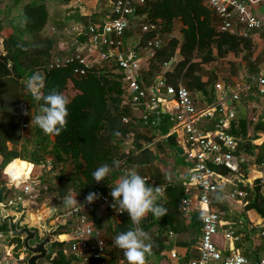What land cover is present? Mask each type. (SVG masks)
Instances as JSON below:
<instances>
[{
  "label": "trees",
  "instance_id": "obj_1",
  "mask_svg": "<svg viewBox=\"0 0 264 264\" xmlns=\"http://www.w3.org/2000/svg\"><path fill=\"white\" fill-rule=\"evenodd\" d=\"M60 1L66 7L61 9L62 16L58 18L51 16L46 0H9L8 3L0 0V187L10 185L12 166L16 162L20 164L21 160L20 166L24 169L22 170L25 171L26 177L31 175L35 167H40L42 173L39 174H43V178H39L41 189L44 186L45 174L55 173L57 184L43 190L64 199L69 189H72L79 193L82 202L88 207L94 204L86 202L88 193L110 194L111 187L115 186L122 175L131 169H135L140 175L145 174L152 170L156 158L151 150L143 147L141 139L144 135L139 133H136L128 155L125 158H117V152L128 146L125 139L137 131L135 117L127 108H122L126 91L123 75L111 72L108 62H103L102 67L99 64L93 66L86 76L75 73L78 69L76 62L68 66H57L53 63L55 57L70 58L74 51L73 48L68 52L55 50L53 36L45 34L51 22L54 23L51 28L55 35L63 34L64 38L68 35L84 42L89 38L87 28L96 26L99 21L98 13L88 15L80 12L78 16L69 13L68 10L72 8L69 5L74 0ZM115 1L110 0L112 4ZM17 8H20L18 14ZM138 12L137 16L146 13L153 20L161 19L163 24L157 22L161 34L169 32L174 21H182L186 27L181 50L185 57L180 65L182 69L190 63L191 56L197 49L200 55L204 51L212 54L214 46L219 51L218 55L223 57L230 51L237 52L241 45L245 48L251 47L248 40L216 32V20L206 0H149ZM109 15L111 14L107 12L105 16L109 19ZM8 28L12 32L8 37H4L3 33ZM177 45L176 41L171 43L173 49ZM171 55L163 53L162 57ZM190 68V71L194 72L197 66ZM34 72L45 76V94L56 88L70 101L67 106V127L58 136L46 134L38 126L30 125L31 115L39 114L43 103L34 100L25 87V80ZM180 74L177 72V77H180ZM69 91L74 92V95L68 96ZM25 112L29 114L26 115ZM125 116L131 117L129 124L123 122ZM255 131L264 133V120L258 122ZM169 143L176 144L174 138H170ZM261 149L258 163L264 162V145ZM123 158L122 164L114 165V161L120 163L119 160ZM103 164L118 169L106 177L105 181L96 183L92 173ZM9 191L5 193L6 199L9 197ZM218 206L221 209L214 206L215 212L224 211V205ZM250 207L264 217V198L261 195H257ZM39 213L48 215V207ZM93 213L96 217L94 210ZM28 214L32 221L30 212ZM120 216L121 224L116 228L111 227L117 223L115 218L111 217L110 227L106 228L113 238L120 232L134 227L127 212H122ZM98 224L103 227L100 220ZM73 227V220L59 227L58 235L61 241L53 246L51 251V256L57 253L52 260L54 264H72V259L64 255L62 248L70 239L69 232ZM6 230V227L0 226V232ZM11 242L16 243L18 249L24 250L21 238H12ZM117 251L123 252L119 248ZM24 264H27V259Z\"/></svg>",
  "mask_w": 264,
  "mask_h": 264
},
{
  "label": "crops",
  "instance_id": "obj_2",
  "mask_svg": "<svg viewBox=\"0 0 264 264\" xmlns=\"http://www.w3.org/2000/svg\"><path fill=\"white\" fill-rule=\"evenodd\" d=\"M253 11L263 22V27L260 30L248 31V37L242 35L243 27L240 25H236L231 32L221 33L219 31L221 20L212 11L216 20V32L221 35L227 34L231 37L248 40L251 43L250 48H245L244 45H241L237 52L230 51L223 57L218 55L219 51L214 46L212 54L204 51L200 55L197 49L191 56L190 63L184 66L183 69L180 65L185 57L182 55L181 50L184 42L183 32L186 27L180 20L174 21L171 30L165 34H161V30L145 33L142 29V25L146 21L151 20L162 24L163 21L161 19L153 20L146 13L139 14V16L133 18L132 26H130V29L125 33L121 50L124 53H129L131 51L137 53L138 58L142 62V69L138 74V80L142 87L150 94L154 93V83L158 78L163 76L166 84L174 87L184 86L189 89L196 105L202 108L217 103L218 98L223 96L222 93L219 94L217 92V84H222L225 88L238 92L239 95H241L242 92H249L253 86L255 87V92L249 93L246 99L248 106L254 108L255 98L264 99V95L260 93L258 85V79L264 75V2L255 6ZM98 19L100 20L97 25H103L108 21L106 16L102 17L100 14ZM87 29L89 31V28ZM67 36L65 38L66 42H68ZM156 38L163 40V47L157 51L155 58H151L150 54L146 51V46L148 42ZM72 39L77 42V46L68 44L64 45L65 49L63 50L60 48L58 50L55 48V50L64 52L66 50V52H68L73 48L75 53L80 51V53L87 58L93 57L95 59H98L101 53H107L108 48L103 46L95 48L91 45L89 38L84 42L74 37ZM173 41L178 42L177 47L174 49L171 47ZM163 53L172 55L163 58ZM102 63L103 62H100V67H102ZM166 63L170 64V68L169 71L165 73L164 65ZM97 65L98 64L95 66ZM191 66H197L194 72L190 71ZM108 68L113 73L123 75V72H121L112 61L108 62ZM177 72L181 73L180 77H177ZM229 89L224 90L225 97H228L230 94ZM231 106L236 109L237 118L232 123L230 132L239 140V150L246 155L248 164L243 166L242 177L240 178L232 176L224 169L219 170L224 176L228 177V181L225 183L223 190L214 196L213 207L216 206L220 208L218 205L225 206L223 209L224 211L221 213L217 212L221 215L223 226L222 232L216 237V244L224 258L239 254L245 256L249 261L254 263L264 258V238L262 237L264 217L258 213L256 209L250 207L257 195H261L264 198V187L262 186L264 162H257L258 155L262 150L261 147L264 145V133L255 131V126L260 120H264V118L262 117V113L258 118H255L251 111L250 115L253 120L252 122H247L241 116V96L240 100L233 102ZM128 112L135 117L134 122L135 124L137 123V131H134V133L130 135L135 137L136 133L143 134L144 138L141 139L143 147L151 150L156 158L153 162L156 166H152V170H148L145 174H141V176L151 180V182H148L149 185H163L165 187V198L160 199L158 203H162L168 209L167 215L157 218L149 213L139 225V227L150 234L153 243V254L148 258L149 264H190L191 260L199 258L200 251L203 223L202 216L196 207V200L200 192L194 191L193 207L190 211L184 212L182 210V201L185 196V189L182 184L189 179L192 167L186 163L184 159L183 145L178 137L171 134L174 123L171 120L170 114H174L175 111L168 108L166 109L167 113H161L159 115L160 121L159 118L153 117V120L147 123L143 121L140 113H132L129 109ZM166 129L168 130L166 131ZM170 138H174L176 144L171 145L169 143ZM132 143L133 142H130L129 146H132ZM158 148L161 150L165 149L164 151L168 152L165 154L168 157L163 161V164L158 163L162 158ZM179 148H181L182 153L178 151ZM39 172L42 173V171ZM156 172H159V174H155ZM34 174L35 171L33 176ZM167 174L172 175L173 179L171 183L165 180ZM7 186V191L10 190V194L7 199H4V206L7 204L8 200L14 197L13 194L17 192L13 191L9 185ZM235 191H243L247 196L244 198L233 196L232 194ZM28 197L29 196H25L24 205L28 202ZM218 197L220 198L218 199ZM76 199L79 204H84L79 195ZM34 204L36 203L34 202ZM111 205L112 204H104L100 198L96 200L94 204L88 205V207L84 204V209L89 215L94 227L101 231L107 243L105 259L108 264H127L126 258L123 256L124 253L122 251H117L113 236L109 235L106 231V228L110 227L109 219L111 217H114L117 221V223L111 226L113 228H116L117 225L122 222L120 216L122 213L119 212V209L116 210L111 207ZM52 208L57 211L54 206ZM71 208L72 207H67L64 211L70 210ZM93 210L96 213V217L94 216ZM100 210H103V212H100ZM54 213L52 215H54ZM51 216L49 217L51 218ZM41 217L43 218V215ZM50 218L47 217L46 220L43 218L44 221L36 223L31 221V223L34 226L39 225L40 222H42V224L49 223L48 220ZM98 220L102 222L103 227L99 226ZM60 226L61 225L57 227ZM134 227H136V225H134ZM229 230L234 236L231 240L226 239L223 235L225 231ZM52 249L53 247L50 249L49 253L50 261L57 255L55 252L51 256ZM71 259L72 264H80L73 258ZM213 264L222 263L217 262Z\"/></svg>",
  "mask_w": 264,
  "mask_h": 264
},
{
  "label": "built area",
  "instance_id": "obj_3",
  "mask_svg": "<svg viewBox=\"0 0 264 264\" xmlns=\"http://www.w3.org/2000/svg\"><path fill=\"white\" fill-rule=\"evenodd\" d=\"M148 1L116 0L108 21L89 28L91 45L95 48H108L107 53H101L98 59L87 58L77 51L70 58L55 57L53 63L57 66H68L76 62L78 69L75 73L86 76L88 70L96 64L112 61L123 72V80L126 82L123 109L140 113L145 123L151 122L153 117L158 119L161 113H167L168 108L175 111L170 114L174 123L171 134L178 137L183 145L184 159L192 167L189 179L182 184L185 189L182 210H191L194 204L193 193L199 191L196 207L201 216L203 214L199 258L191 260L190 264H264V258L252 263L239 254L224 258L216 244V237L222 232L223 222L221 215L213 210L214 196L223 190L228 181V177L219 170L224 169L232 176L240 178L243 166L248 164L246 155L239 150V140L230 132V127L237 118V111L231 104L239 101L240 95L222 84H217V92L223 96L218 98L217 103L200 108L189 89L184 86H170L166 84L163 76L154 83L153 94L142 87L138 80L142 69L141 60L135 51L124 53L121 47L125 33L132 26L133 18L137 17L138 10ZM263 2L264 0H206L207 5L221 20V33L231 32L236 25H240L243 27L244 37L249 36L248 31L262 29L263 22L254 13L253 8ZM142 29L145 33L156 32L159 25L148 20L142 25ZM162 47L163 40L156 38L148 42L146 51L151 58H155L157 51ZM164 68L165 73L168 72L170 64L166 63ZM258 85L260 93L264 95V75L258 79ZM225 89L230 91L228 97L224 95ZM123 122L129 124L131 118L125 116ZM148 182H151L149 178ZM9 186L12 190L18 189V193L15 192L14 197L8 200L5 206L19 212L24 207L25 196L28 195L32 199L33 194L41 190V181L34 177L32 172L29 177L23 176L18 180L10 176ZM262 186L264 187V178ZM232 195L242 198L247 196L243 191H235ZM101 201L104 204H112L114 199L110 194H102ZM84 207H73L68 213L60 216L62 220L59 218L61 226L66 225L69 220L74 221V227L69 232L70 239L62 248V252L80 264H108L105 259L107 243L101 231L92 224ZM223 235L228 240L234 237L230 230L225 231ZM262 237L264 238V230ZM11 239L9 233L0 232V245L3 247L0 264H24L27 258L25 251L18 249V245L12 243Z\"/></svg>",
  "mask_w": 264,
  "mask_h": 264
},
{
  "label": "clouds",
  "instance_id": "obj_4",
  "mask_svg": "<svg viewBox=\"0 0 264 264\" xmlns=\"http://www.w3.org/2000/svg\"><path fill=\"white\" fill-rule=\"evenodd\" d=\"M45 80L43 74L34 72L24 82L26 90L32 98L36 101H43L40 113L35 116L31 115L30 125L38 126L46 134L58 136L67 127L69 115L67 106L70 101L56 88L45 94L43 91ZM25 114L29 113L25 112ZM114 165L118 166V162L114 161ZM112 171L113 167L103 164L93 171L92 176L95 182L99 183L105 181ZM172 179L171 174L165 176V180L169 183L172 182ZM78 194V192L69 189L63 199L64 205L66 207L81 205L76 199ZM110 195L114 199L111 207L119 209V212H127L132 224L136 225L127 231L120 232L113 239L114 245L123 250L127 264H149L148 258L153 254V243L150 234L139 225L149 213L157 218L167 215L168 209L162 203H158L160 199L165 198V187L149 185L147 177L141 176L135 169H131L117 180L114 187H111ZM100 198V193L90 192L85 200L90 204Z\"/></svg>",
  "mask_w": 264,
  "mask_h": 264
},
{
  "label": "rangeland",
  "instance_id": "obj_5",
  "mask_svg": "<svg viewBox=\"0 0 264 264\" xmlns=\"http://www.w3.org/2000/svg\"><path fill=\"white\" fill-rule=\"evenodd\" d=\"M5 1H7V3H8L9 0H5ZM46 4L49 7L51 16H53V17L58 16V18H61V16H62L61 9L66 7L65 4H63L60 0H46ZM112 6H113V4L110 2V0H74L71 3V5H69V7H72V8L69 9L68 12L71 14L74 13V14H76V16H78V15H80V12L84 11L86 14H92L93 15L95 13L96 14L98 13V14L102 15V17H105L107 12L108 13L111 12L110 10H112ZM19 12H20V8H17L16 13L18 14ZM53 24L54 23L51 22V24L48 26L45 34L49 35L51 37L53 36L52 38L54 39V43H55L54 45H55V48L57 50L59 48L61 50L65 49L64 45H68V44L71 46H73V45L77 46L78 45L77 42L74 39H72L73 37L69 38L67 36L68 42H66V39L64 38V36L62 34V31L60 33V35L62 34L61 36L55 35V33L53 32V30L51 28V26ZM62 30H63V28H62ZM11 32H12L11 29L8 28L4 31L3 36L8 37ZM54 53L57 54V52H54ZM254 92H255V87L252 86V89L249 92H242L240 95L241 96V103H242L241 116L247 122H249V121L252 122V120H253L252 116L250 115L251 111L254 114L255 118H258V116L261 113H262V117L264 118V99L263 98H255V101H254L255 107L254 108H252V106H251V108L248 106V102H247L246 97L249 93H254ZM67 94H68V96L71 97L74 95V92L69 91V92H67ZM134 138L135 137L130 135V136H128V138L125 139V141L128 142V146H125V148L122 151L117 152V158H120V157L125 158L128 155L129 150L131 148V146H129V144H130V142H133ZM158 150H160V155L162 156V158L158 161V163L163 164V161H165V159L168 157L165 154L168 152L164 151L165 149L161 150L160 148H158ZM124 158L119 160L120 163H118V165H120L124 162ZM0 162H1V159H0ZM153 166H156V165H153ZM39 169H40V167L39 168L35 167V169L32 170L33 173L35 171L34 176H36V178H41L43 176V174H39L40 173ZM117 169H118L117 167H114L113 171H117ZM11 174L15 175L16 180L21 178V176L23 175V170H22L20 164H18L17 162L14 163L12 170H11ZM55 176H56L55 173L54 174H45L44 182H43L44 186H42V189L37 194H33L34 198L31 199L28 197L27 201L30 203L27 202L24 205V206H27L29 209L26 210L23 207L22 210H19L20 213H21V211L25 212L24 220H23V222H21L20 225L21 226L27 225L31 229L38 230L42 237L44 236V233L42 230V226H43L42 222H40L39 225L34 226L30 221L29 214H28L29 212L32 216L31 218L35 221L34 223H36V222H38L37 220L39 218V217H37V212L39 213L40 210L48 207L49 213H48V215L43 216V217L45 218L44 220H46L47 217L50 218L49 216H51L55 212L54 215H52L51 218L48 220L49 228H52V227H57V226L61 225L60 223H61L62 218L60 216L68 213L73 208L72 207L70 210L64 211V210H66L67 207L63 204L62 199L59 196H57L56 194L50 193V191L47 193L45 190H43V188H45V187L50 188L51 186L54 187L57 184V181L55 180ZM45 180H47V181L45 182ZM13 191H15V190H13ZM17 193H18V189H17ZM13 196H14V194H13ZM34 202L36 204H34ZM53 206L57 209V211H55L52 208ZM100 212H103V210L102 211L100 210ZM39 219H41V218H39ZM7 233H8V231L6 230V234ZM2 252H3V247L0 245V253H2Z\"/></svg>",
  "mask_w": 264,
  "mask_h": 264
},
{
  "label": "water",
  "instance_id": "obj_6",
  "mask_svg": "<svg viewBox=\"0 0 264 264\" xmlns=\"http://www.w3.org/2000/svg\"><path fill=\"white\" fill-rule=\"evenodd\" d=\"M182 153L181 148L178 149ZM8 186L0 187V226L6 227L12 238H23L24 251L29 254L27 264H54L49 260L50 249L60 243L57 234L59 227L49 228V223L42 226L44 236L40 232L28 226H21L25 212H17L4 206L5 193Z\"/></svg>",
  "mask_w": 264,
  "mask_h": 264
},
{
  "label": "bare ground",
  "instance_id": "obj_7",
  "mask_svg": "<svg viewBox=\"0 0 264 264\" xmlns=\"http://www.w3.org/2000/svg\"><path fill=\"white\" fill-rule=\"evenodd\" d=\"M19 163H20V165H21V160H19ZM13 165H14V164H13ZM12 167H13V166H12ZM21 167H22V166H21ZM22 169H23V168H22ZM11 170H12V169H11ZM23 170H24V169H23ZM11 176H13V179L16 180L15 175L11 174ZM23 176H25V171L23 172V175L21 176V178H22ZM36 212H37V211H36ZM41 216H42V215H41L40 213L37 212V217L41 218V219L38 218V220H37L38 222H39V221H44V220H43L44 217L42 218ZM30 217H32L31 214H30ZM31 220H32L33 222H35L32 218H31Z\"/></svg>",
  "mask_w": 264,
  "mask_h": 264
},
{
  "label": "flooded vegetation",
  "instance_id": "obj_8",
  "mask_svg": "<svg viewBox=\"0 0 264 264\" xmlns=\"http://www.w3.org/2000/svg\"><path fill=\"white\" fill-rule=\"evenodd\" d=\"M57 234H58V232H57ZM40 236H41V235H40ZM41 238H42V237H41ZM21 239H22V241L24 240L23 238H21ZM23 247H24V245H23ZM25 253H26V252H25ZM26 256H27V258H26V259H27V261H28L29 254H27V253H26Z\"/></svg>",
  "mask_w": 264,
  "mask_h": 264
}]
</instances>
